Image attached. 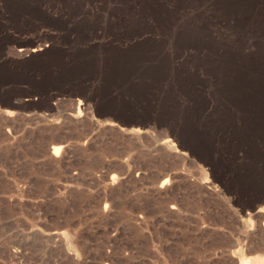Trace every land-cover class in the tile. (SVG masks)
Returning <instances> with one entry per match:
<instances>
[{
  "label": "rangeland",
  "instance_id": "rangeland-1",
  "mask_svg": "<svg viewBox=\"0 0 264 264\" xmlns=\"http://www.w3.org/2000/svg\"><path fill=\"white\" fill-rule=\"evenodd\" d=\"M260 255L264 0H0V264Z\"/></svg>",
  "mask_w": 264,
  "mask_h": 264
},
{
  "label": "bare ground",
  "instance_id": "bare-ground-1",
  "mask_svg": "<svg viewBox=\"0 0 264 264\" xmlns=\"http://www.w3.org/2000/svg\"><path fill=\"white\" fill-rule=\"evenodd\" d=\"M55 147V146H54ZM56 148V147H55ZM61 148V147H60ZM56 149H59V147H57ZM55 151V150H54ZM57 152V151H55ZM54 153V152H53ZM56 154V153H54ZM241 264H264V256L260 255V256H255L253 257L251 260H248L246 262H242Z\"/></svg>",
  "mask_w": 264,
  "mask_h": 264
}]
</instances>
